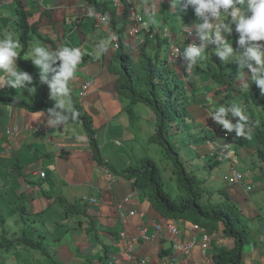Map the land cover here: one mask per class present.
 <instances>
[{
	"label": "crops",
	"instance_id": "1",
	"mask_svg": "<svg viewBox=\"0 0 264 264\" xmlns=\"http://www.w3.org/2000/svg\"><path fill=\"white\" fill-rule=\"evenodd\" d=\"M94 1L102 6L96 8ZM128 1L0 0V39L12 32L13 41L18 39L20 44L10 68L17 75L23 73L31 78L23 82L22 89L12 88L5 80L0 83V95L18 97L37 106L46 94L55 107L57 99L53 98L49 85L55 72L49 71L47 80L41 81V68L31 58L32 47L39 43L53 54L63 48L79 49L81 58L67 81L68 94L60 97L64 101L62 109L72 111L75 103L89 117L102 159V163L94 159L87 133L78 121L53 124L56 118L47 111L35 110L37 107L25 110L0 103V234L4 230L8 240L24 238L41 243V250L24 243V246L18 243L1 248L0 264H216L213 261L216 250L231 249L235 245L233 238L223 234L221 223L204 244L202 229L183 218L162 216L129 176L130 167L147 158L141 153L129 155V151L134 146L141 147L140 139L138 146L135 145L140 137L153 143L150 137L159 131L157 121L153 126L138 127V132L127 126L138 118L133 109L131 114L127 112L128 100L117 91L119 75L111 70L113 36L135 44L137 50L141 37L150 30L164 31L174 12L178 15V27L168 28L174 33L175 44L192 43L200 36L193 31V36L187 38L179 31L199 20L194 7L186 5V0H176L177 10L173 0H131L129 7L124 5ZM104 6L106 12L101 14L99 10ZM135 14L140 17L139 22H133ZM187 14L194 20L183 21ZM101 15L107 19L103 20ZM22 20L27 22L26 32L30 31V36L23 40L17 36L23 30L19 24ZM218 21L214 19V24ZM132 28L140 33L131 35ZM231 38L225 39L226 42ZM214 45L219 52L223 51L220 43ZM229 45L232 48L235 44ZM148 50L153 51L152 47ZM18 56L30 60L34 71L27 73L21 69ZM185 59L187 66L197 61L196 57ZM62 63L55 59L49 61V66L59 71ZM191 69L201 71L198 65ZM33 74L38 77L32 79ZM3 75L0 72V78ZM197 75L194 98H200L189 99L193 103L187 107L191 118L185 119L184 124L190 130L199 128L203 135L196 132L200 145L189 144L188 148H196L200 168L210 172L218 169L215 179L222 176L220 172L228 170L220 184L229 202L242 213L249 231L250 241L243 249L240 264H264V161L256 153L259 145L252 134L251 139L236 134L237 131H228V136L219 135L218 122L214 119L221 107L217 95L209 79L200 73ZM84 83H89V87L86 95L81 96ZM170 127L167 123L163 129L165 134ZM190 137L187 133V139ZM229 151L236 153L238 164L230 161ZM206 157L208 164L203 160ZM233 166L243 174L234 182L230 174ZM119 212H133V215L121 217ZM156 226L160 229L156 230ZM170 226L175 229L176 241L193 242L191 250L178 252L172 248ZM140 229H145L146 239L140 237Z\"/></svg>",
	"mask_w": 264,
	"mask_h": 264
},
{
	"label": "trees",
	"instance_id": "2",
	"mask_svg": "<svg viewBox=\"0 0 264 264\" xmlns=\"http://www.w3.org/2000/svg\"><path fill=\"white\" fill-rule=\"evenodd\" d=\"M87 1L92 2L93 0ZM246 3L247 0H245L244 6L240 5L241 8L245 9ZM93 4L96 8L98 5L102 6V4L96 1H94ZM105 10L106 7L104 6L100 8L99 11L100 13H105ZM18 13L21 15L19 9ZM245 13L249 18L252 15L250 10ZM201 20L202 17L200 21ZM207 20L210 24L213 23L211 19L207 18ZM201 22L203 25L205 23V18H203ZM20 24L25 26L23 20ZM167 41L168 40L161 41L158 38L156 40L155 38L152 44H168ZM144 43L148 44L149 41L145 39ZM160 56L161 55L157 53L154 55L153 53H142L141 59L135 63L131 60V56L120 46L118 51L112 54L111 70L115 72L116 76L117 74L119 75L116 78L117 91L128 100L127 112L129 114L132 112V106L138 103L145 104L154 112L159 133L150 137V142L157 143L163 149L164 157L171 160L174 166H176L177 191L171 192V190L168 191L166 189L163 174L160 169L156 167L155 163L148 158H144L141 160L142 162H138L135 166L130 167L129 176L134 178L135 187L145 192L152 206L165 218H183L195 225L196 228L204 230V233L207 234L209 238L210 234L215 232L218 229L219 223H221L223 225V234L233 238L235 245L231 249L218 248L213 256V261L216 264H240L243 249L250 241L249 231L242 213L235 205L229 202L223 189H221V191L224 194V200L215 202L211 201L209 197H206L205 193L211 195L213 192H216V190L205 189L204 180L197 178L194 174L186 172L183 164L179 160L178 154L173 151L172 142L167 139L165 131H163L166 124L171 123L172 117L174 118L180 115L183 119L189 118L186 110L187 99L196 95L198 84L194 78L191 79L189 76H185V80L179 79L176 73L163 65L164 59ZM20 62L30 66L27 62ZM228 64L230 65L231 63ZM222 67L224 66H221L220 63L212 67L208 66V72L202 75L209 79L211 87H221L217 93L219 96L218 101L220 106L225 109V113L230 114V122H228L233 125L232 129L226 130L230 132L236 131V126L240 125L242 128L250 131L254 141L259 145L256 149L257 156L259 160L264 161V113L261 117H256L252 111L246 110L248 105H252L257 109L262 108L264 112V94H262L260 91L261 88L252 79L253 75L247 80V83L242 85L243 88L248 87L245 92L235 90L234 86H232V76H235L234 74H237L239 69L235 65L234 71L229 70L232 73H226L223 72ZM203 71L201 70V72ZM262 74L264 75V73ZM188 81H190L189 86ZM145 90L148 91V94L145 93ZM173 90L176 92V96L166 99V96L172 94ZM200 90H203V87H200ZM238 93L242 95L245 100V103L242 105L245 106L244 113L247 115L246 120H241L240 117L233 114V110H241L231 105L235 95ZM162 98H164L168 106L164 107L159 105L158 102ZM0 102L9 105L26 106L21 101L14 99H7L5 101L0 99ZM37 103V106L35 103L26 107H37L34 109L47 112L49 109H55L58 115L67 117V120L81 123L87 133L89 146L92 149L94 159L102 163L90 119L86 114H82L79 106L73 103L72 111H68L53 107L45 97ZM73 110L77 113L76 119H72ZM52 118L56 117L52 116ZM225 118L226 117H223L222 119L225 120ZM235 133L237 134V132ZM235 175L231 178L233 182L236 181ZM221 191L217 190L218 193ZM0 225H2L1 217ZM5 234L6 231L2 230L0 234V249L10 248V246H14L21 242L27 246H34L40 249L41 243L39 242L35 243L30 239L24 238L8 240Z\"/></svg>",
	"mask_w": 264,
	"mask_h": 264
},
{
	"label": "clouds",
	"instance_id": "3",
	"mask_svg": "<svg viewBox=\"0 0 264 264\" xmlns=\"http://www.w3.org/2000/svg\"><path fill=\"white\" fill-rule=\"evenodd\" d=\"M175 3L176 0H173V7H175ZM237 4L244 6L245 0H186V5H192L197 16L205 18V23L199 26L200 31L198 34L200 36V39L206 40L210 37H214L215 41L219 42L223 48V51L218 53L222 59H226L228 55L233 52V49L222 36L221 28H223L226 32H230L231 29L228 24H221L217 25L213 31V24H210L208 22L205 13H210L212 17L217 19L221 15V9H223V13L230 15L234 21L239 16L237 30L241 33L236 35L241 36L238 43L240 45H244V34L248 35V39L254 41L255 44H252L251 47H248L246 49V51L244 52V56H246L249 60L255 61L257 67L253 68L251 64H248L247 69L248 72L249 70L253 72L252 79L261 88L262 94H264V77H258L256 75V73H264V44H259V42L264 39V0H247L244 10H250L252 13L251 17L247 19L243 14L240 13L239 10L241 8L237 7ZM230 8L232 9V11L229 13L228 9ZM89 13L92 14L91 9L89 10ZM232 33L235 32L232 31ZM13 35L14 34L12 32H7L4 34V38L0 39V72L4 74L3 77L0 78V83H3L6 80L12 88L22 89L23 82L30 80L31 78L27 74L23 73L17 75L16 72L12 71V69L10 68L12 58L17 57L18 49L20 48L18 39L16 41H13ZM202 48L203 45H201L200 48H197L195 45H193L187 50V55L190 57L201 56ZM99 54L100 53H97V55ZM31 58L33 59V63L41 68V81L47 80L46 74L49 71L55 72V75L52 81L49 82V85L52 90L53 98L57 99V104L55 107H64V101L60 99V97L67 96L68 94L67 81L70 77L73 76V67L81 58L80 50L73 48L71 51H69L67 48H63L62 50L56 51L55 54H53L50 53L44 46H41L39 43H37L32 47ZM55 59H60L63 62L59 71L51 69L49 66V61L54 62ZM20 61L27 62L30 64V66H32V62L28 59H25L24 61L22 57L18 56L19 67L22 66L21 69L27 71V73H30V70H32V68L26 63H21ZM243 66V61H241V67ZM12 77H15V79H12ZM7 99L21 101L26 106H30L33 104L32 102L28 103L18 97H9ZM12 105L20 106L15 104ZM48 112L49 115L56 117V119L52 121L53 124L59 121H67V117L58 115L55 112V109H49ZM219 112L224 113L225 109L223 107H220ZM233 114L237 117H240L241 120L247 119V115L245 113L242 114L241 110L239 109L233 110ZM76 118L77 113L73 110L72 119ZM214 119L222 124L221 126H219V131L222 132L221 135L224 136L225 134L226 136H228V130L226 129H232L233 127V125L229 123L230 121L228 122L222 119L219 115L215 116ZM236 131L238 135H244L246 138L251 139V134L244 133L240 125L236 126ZM226 149L229 150V148L227 147ZM236 174L240 175V178H236V180L238 181L242 178L243 174L239 172H237Z\"/></svg>",
	"mask_w": 264,
	"mask_h": 264
},
{
	"label": "rangeland",
	"instance_id": "4",
	"mask_svg": "<svg viewBox=\"0 0 264 264\" xmlns=\"http://www.w3.org/2000/svg\"><path fill=\"white\" fill-rule=\"evenodd\" d=\"M178 6H179V4L176 2V6H175L176 10H177ZM177 18H178V15H176L175 12L170 15L169 20H167V24H168V26L170 28L173 29V28H177L178 27V25L176 24ZM193 20H194V17H192L190 14H187L186 17L183 19V21H186V22L193 21ZM219 25H220V23H219ZM199 26H200V23L198 22L196 24V27H199ZM260 44H262V42ZM245 51L246 50L238 51V53H235L234 55L233 54H229L226 59H222L221 56L219 55L216 58H213V60L217 61V63H220L221 66H224V67H222L223 68V72L232 73L231 71H234L235 59L239 57L238 54L244 55ZM196 60H197L196 63L201 68H205V69H202V70L208 71L207 67L205 66L206 65L205 63H206V61H209V60H206L203 57L199 58V56L196 57ZM192 63H193V61H192ZM227 63H231V64L229 65ZM210 65L211 66H215L216 64H214V62H212V60H211ZM225 65H226V67H225ZM229 70H231V71H229ZM249 72H251V71L249 70ZM256 75L258 77H264V75L262 73H256ZM239 77H243V74L241 76H239ZM204 88H206V87H204ZM247 89H248V87H246L244 90H247ZM145 93L148 94V91L145 90ZM175 94H176V92L173 90L172 94L166 96V99H170L172 97H175L176 96ZM198 97L199 96H197L195 98L197 99ZM158 103H159V105L164 106V107L168 106V104L166 103L164 98H162ZM243 103H245L244 97L238 93V94L235 95L234 100L232 101L231 105H238V107L241 108V105ZM247 107H248V111L249 110L252 111V113H254L256 117H261V115L264 113L262 108H258L257 109V108H255L252 105L251 106L248 105ZM132 109H133L134 116L135 117L137 116L138 120L137 119H135V120L133 119L130 122V124L127 125L131 129V131L138 132V130H139V129L137 130L138 127L142 126L143 128H145V127H147L149 125L153 126L155 124V122H156L155 114L145 104H143V103L134 104L132 106ZM201 109H203V108H201ZM182 119H183V117L180 116V115H178V116H176L174 118L172 117L171 123H169L171 125V127L169 129H167L166 134H165L167 139L172 142L173 151H175V153L178 154L179 160L183 164V166H184V168H185L187 173L194 174V175L197 176V178H200L201 180H204L205 181V185H204L205 189H208V190L214 189V190H216V192H213L211 195H209L208 193H205L206 197H209L211 199V201H215V202L224 200V194L221 191V189H223V184H220V183H221L222 176L228 170L226 169V171L220 172V174L222 176L220 178H218L219 177L218 176L215 179L216 176H214V175L218 171V169H217L216 172L214 170H212L210 172L209 169L204 168V167L200 168L198 166L199 160H198V157L195 156V152H196L195 149L196 148H188V146L190 144V145H194V147H196V145H200V142H199L197 137H193V138H188L187 139V133L184 132V131H187L186 129L190 130V127H188L186 124H184V121ZM177 127H179V129H182L183 132L182 133H178L177 132ZM200 131L201 130L199 128L198 129L192 128V130L188 131V133H190L192 135V134H196V132H198V135L202 136L203 134ZM242 131L244 133L251 134L250 131H248V130H246L244 128H242ZM139 132L141 134V132H143V131H139ZM151 133L155 134L154 131L151 132ZM221 134H222V132L219 131V135H221ZM139 139L141 140V143H140L141 147L136 149L135 146H134V148H131V151H129V155L138 154V153L146 155L149 160H151V161H153L155 163L156 167L158 169H160L161 173L163 174L164 184L166 185V189L168 191L171 190V192L172 191H177V188H176V181H177L176 180V176H177V174H175V170H177L176 166H174V164L172 163L171 160H169V159L164 157L163 151H162L163 149L158 144L147 143L146 140H144L142 137H140V138L137 139V143L135 144L136 146H138ZM126 145H128V144L124 143V146H126ZM189 151H191L192 153H190ZM144 153H146V154H144ZM208 159L209 158L206 157L203 160L208 164V163H210V162H208ZM215 167L217 168V165L214 166V168ZM237 169H238V171H242L240 168H237ZM239 173H241V172H239ZM216 174L219 175V172H217ZM217 190H220L221 192L218 193ZM2 211H3V214H4L5 213L4 210H2ZM221 227L223 229V225L222 224H221ZM8 228H10L9 225H7V229ZM201 231L203 232L204 230H201ZM189 244H191V243H189ZM189 244H187V245H189ZM19 245L24 246L25 244L23 245V243L21 242V244H19ZM187 245H185V246H187ZM26 249H31V248H26ZM179 251L180 252H185L183 250H179Z\"/></svg>",
	"mask_w": 264,
	"mask_h": 264
},
{
	"label": "water",
	"instance_id": "5",
	"mask_svg": "<svg viewBox=\"0 0 264 264\" xmlns=\"http://www.w3.org/2000/svg\"><path fill=\"white\" fill-rule=\"evenodd\" d=\"M223 9H221V15L219 18H217L218 22H221V21H224L225 20V13H223ZM102 19L103 20H106L107 18H104L102 15H101ZM213 22V28L216 26L214 24V17L210 18ZM136 22H139L140 21V17L138 20H135ZM133 21V22H135ZM21 23V21H19V24ZM23 23L25 24L24 25H21V29L23 30H20L18 31V38L23 40V38H27L29 37L30 35V31L29 32H26L27 31V22L26 20H23ZM140 31L136 28H133L131 31H130V34L131 35H136V34H139ZM229 36H232V38L228 41L229 43L228 44H235L232 49H233V52L231 54H235V53H238V51H241V50H246L248 47H251L252 44H255L254 41L248 39V35L247 34H244V37H245V43L244 45H240L238 43L239 39H240V36L241 35H236V33H230ZM228 36V38H229ZM157 40V38L161 41H163L164 39L160 36L159 34V31L158 30H150L147 32L146 36L143 38L141 37V39L138 41V44H136V48L137 50H135V44H130L129 42L126 43V42H123L122 39H120L118 36H113V41H112V44H111V51H112V54L116 51H118L119 47L121 46L125 52H127L130 56H131V60L135 63H137L141 57H142V53H145V54H150V53H153L154 54H160L163 59H164V66L171 69L174 73L177 74V76L179 77V79H182V80H185V76H189L191 79L194 78L196 80V83L198 84V79H199V76L197 75V73H201V74H205L207 73L208 71H194L192 70L191 68H193V65L197 66L198 64L197 63H192L191 65L192 66H187V65H184V62L183 60L187 57H190L187 55V50L195 45L197 48H200L201 45H203V48H202V55L200 56V58H204L206 60H209V61H206V67L208 68V66H211L210 63H211V60L212 62H214V64H217V61H214L213 58H216L217 56H219V50L215 49V45L214 44H219V42H216L215 40H209V39H206V40H196V41H193L192 43H189V42H183L181 44H152L153 40ZM227 38V39H228ZM148 40L149 43L148 44H145L144 43V40ZM262 42V44H264V39L261 40L259 42V44ZM144 43V44H143ZM130 45V46H129ZM236 46V47H235ZM132 47V48H131ZM149 47H152V50L153 51H149L148 48ZM100 49V48H98ZM57 51V50H56ZM112 54H111V61H112ZM239 57L235 59V65L236 67L239 69L238 73L234 74L235 76H232V86H234V89L235 90H238V91H243L245 92L246 90H244L245 88H243L242 85H244L245 83H247V80L250 79L251 75H253V72H248V69H247V65L248 64H251L253 66V68H256V63L254 60H249L246 56L244 55H241V54H238ZM60 60V59H59ZM186 60V59H185ZM25 61V59H24ZM62 61V60H60ZM241 61H243V64L244 66L241 67ZM228 64V63H227ZM199 66V65H198ZM33 64L31 66L32 70H30V73L32 71H34L35 68H33ZM212 67V66H211ZM205 69V68H204ZM243 74V77H239ZM36 74H33L32 79H35L37 78L38 76H35ZM190 84V81H188V86ZM86 87L85 90L83 87ZM88 87H89V83H84L83 86H82V90L80 92L81 96H85L86 93H87V90H88ZM213 88V87H212ZM221 87H214V91H215V94L217 95V98L219 97L218 96V91ZM260 90V89H259ZM85 91V95H82V92ZM261 91V90H260ZM45 98L48 99L49 101V98L46 96V94H44ZM207 95L205 94L204 95V99L208 98V96L206 97ZM7 98L9 97H2L0 95V99H2V101L4 100H7ZM189 99H192L194 100L195 98L194 97H190L187 99V103H186V110H187V107H188V104H193L192 101H190ZM189 100V101H188ZM218 100V99H217ZM196 101V100H195ZM50 102V101H49ZM219 102V101H218ZM1 103V102H0ZM4 104V103H3ZM9 105V104H7ZM220 105V103H219ZM10 106H13V105H10ZM232 106H236L237 108L238 105H232ZM21 108H24L25 110H27L28 108L25 106L22 107L20 106ZM222 107V106H221ZM241 112L244 113L245 111V106L244 105H241ZM246 110H248V108H246ZM42 111V110H40ZM189 115V114H188ZM217 115L221 116L222 118L223 117H226L225 120L226 121H230V118H229V113L226 114L225 112L224 113H218ZM189 118H191L189 116ZM189 118H186V119H189ZM259 119V118H258ZM183 121L185 119H182ZM218 122V121H217ZM170 125V124H169ZM222 124H220L218 122V126H221ZM171 126V125H170ZM179 129V127L177 128V130ZM187 131H184L186 133H188V129H186ZM182 129H180L179 131H177L178 133H182L181 132ZM176 133V132H175ZM196 134H192L190 138H193L195 137Z\"/></svg>",
	"mask_w": 264,
	"mask_h": 264
},
{
	"label": "bare ground",
	"instance_id": "6",
	"mask_svg": "<svg viewBox=\"0 0 264 264\" xmlns=\"http://www.w3.org/2000/svg\"><path fill=\"white\" fill-rule=\"evenodd\" d=\"M130 2H131V0H129L127 3L125 2L124 3V5H126V6H128L129 7V5H130ZM237 7H239V8H241V6L238 4L237 5ZM232 11V9L230 8V9H228V12L230 13ZM240 13L241 14H243L244 15V17L247 19V18H249L247 15H246V11L244 10V8H241L240 10ZM101 14H103V13H101ZM105 16H108L107 14H104ZM205 16L207 17V18H212V15L210 14V13H205ZM203 18L204 17H202V20H203ZM139 19V16H137L136 14L134 15V21L135 20H138ZM198 22L200 23V25H202V20L200 21V19H201V17H199L198 16ZM238 19H236L235 21L232 19V17L230 16V15H227V14H225V20L224 21H221V22H219L220 23V25L221 24H228V26L230 27V29H231V31H234L236 34H240L241 32L240 31H238L237 30V24H238ZM219 23L217 24V25H219ZM196 24L197 23H194V24H192L191 26H183V28H181L179 31H182L183 33H185L186 34V36H188L187 38H189V37H191V36H193V31L195 32V34H196V31L199 33V31H200V28L199 27H196ZM216 27V26H215ZM214 27V28H215ZM214 28H213V31H214ZM133 29V28H132ZM174 29V28H173ZM177 29V28H176ZM178 31V32H179ZM206 31V30H205ZM231 31L230 32H226L223 28H221V34H222V36L224 37V39H227L228 38V35L231 33ZM159 34H160V36L164 39V40H168L167 42H168V44H175V42L173 41V37H174V33L170 30V28H168V26H167V28H165V30L164 31H159ZM195 37V36H194ZM193 38V37H192ZM209 40H215L214 39V37H210L209 38ZM179 43V42H178ZM177 44V43H176ZM180 44V43H179ZM146 59V58H145ZM202 61V60H201ZM201 69V68H200ZM199 69V70H200ZM234 156H235V162L233 161V159H232V156L230 155V153H228V158L230 159V161L233 163V165H236V164H238L237 163V155L234 153ZM235 173H237V171L234 169V166L232 167V170H231V173L230 174H232V175H235ZM40 176H41V173H40ZM43 176H44V173H43ZM43 176H41V177H43ZM234 180V179H233ZM124 216H129V213L128 214H124ZM123 216V217H124ZM170 227H172V226H170ZM170 227H169V230H170ZM173 228V227H172ZM160 229V227L159 226H156V230H159ZM141 230H145V229H140V231H139V235H140V237L142 236V233H140L141 232ZM173 235H174V233H171V237H172V241H173V243H172V248L174 249V250H176V251H178V252H180L179 250H177L176 248H175V245L176 244H181V245H183V246H185V245H187V244H189V243H185V244H182V243H180V242H178V241H176L174 238H173ZM144 236H145V238L142 236V238H144V239H146V231H144ZM204 237H206L207 239H205ZM202 239H203V243L204 244H206L207 242H208V240H209V238H208V235L207 234H205V233H203V237H202ZM191 243V247L193 246V242H190ZM190 247V248H191ZM203 247H205V246H203ZM189 248V249H190ZM188 249V250H189ZM130 256V255H129ZM129 260V259H128ZM129 261H131V258H130V260Z\"/></svg>",
	"mask_w": 264,
	"mask_h": 264
},
{
	"label": "built area",
	"instance_id": "7",
	"mask_svg": "<svg viewBox=\"0 0 264 264\" xmlns=\"http://www.w3.org/2000/svg\"><path fill=\"white\" fill-rule=\"evenodd\" d=\"M84 88V90H85V86L83 87ZM82 95H85V91H83L82 92ZM229 153H230V155L232 156V159H233V161L235 162V156H234V152L233 151H229ZM41 176H43V173L41 172ZM235 177L236 178H240V175H235ZM119 215L121 216V217H123L124 216V214L122 213V212H119ZM129 215H133V212H129ZM175 229L174 228H172V227H170V232L171 233H174L175 231H174ZM140 233H142V236L145 238V236H144V231L143 230H141V232ZM205 239H207L206 237H204ZM203 246H205V245H203ZM191 247V244H189V245H187V246H183V245H181V244H176L175 245V248L177 249V250H183V251H187L189 248ZM128 252H130V250H128ZM127 258L130 260V256H129V254L127 255Z\"/></svg>",
	"mask_w": 264,
	"mask_h": 264
}]
</instances>
